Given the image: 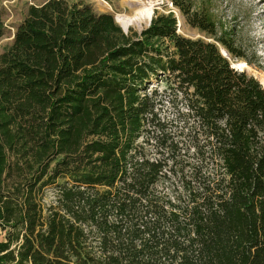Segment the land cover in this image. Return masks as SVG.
<instances>
[{
  "label": "trees",
  "instance_id": "obj_1",
  "mask_svg": "<svg viewBox=\"0 0 264 264\" xmlns=\"http://www.w3.org/2000/svg\"><path fill=\"white\" fill-rule=\"evenodd\" d=\"M171 1L213 40L173 13L125 34L85 1L28 8L0 53V264H264V82L232 66L220 46L245 54L206 13ZM160 75L199 161L173 196L149 149Z\"/></svg>",
  "mask_w": 264,
  "mask_h": 264
},
{
  "label": "rangeland",
  "instance_id": "obj_2",
  "mask_svg": "<svg viewBox=\"0 0 264 264\" xmlns=\"http://www.w3.org/2000/svg\"><path fill=\"white\" fill-rule=\"evenodd\" d=\"M47 0H0V12L5 24V34L0 37V53L7 49L14 40V33L18 24L24 19L28 8L32 5H41ZM70 3L85 1L92 5L98 13H109L113 15L116 22V14L127 12L129 9L123 0H105L109 3L110 10L102 7L97 0H67ZM193 10L206 13L214 21L220 32H227L235 44L244 52L245 57L232 59L231 63L235 69L245 71L247 74L259 78L264 82V0H191ZM173 13L177 18L178 32L185 37L192 39L213 40L204 31L192 27L186 21V18L171 0H164V3L154 5L153 16L158 14ZM151 19V21H152ZM150 21V22H151ZM149 22V23H150ZM149 25V24H148ZM147 24L143 26L142 31L146 29ZM136 27H132L128 33L142 32ZM220 49H224L220 46ZM240 63V66L238 64ZM237 65V66H236ZM258 79V80H259ZM259 80V81H260ZM264 85V83H262ZM155 91V100L157 103L156 122L161 123L151 126L149 138L151 146L149 147L152 156L161 158L167 162V171L164 180L160 183V188L169 196H173L182 191L181 179L183 175L189 176L194 164L199 161L196 158L195 150L190 141L181 134L183 122L178 119V110H182V95L172 90L164 75L153 79L147 92ZM182 108V109H181ZM156 136H160L159 142ZM144 138V137H143ZM142 138H140V141ZM167 144L173 142L177 145L176 153L172 155L168 147L157 146L158 143ZM159 152L162 153H157ZM61 182V181H60ZM56 199V189L50 187L46 190L44 203L51 204ZM0 238L3 233L0 229Z\"/></svg>",
  "mask_w": 264,
  "mask_h": 264
},
{
  "label": "bare ground",
  "instance_id": "obj_3",
  "mask_svg": "<svg viewBox=\"0 0 264 264\" xmlns=\"http://www.w3.org/2000/svg\"><path fill=\"white\" fill-rule=\"evenodd\" d=\"M98 3L105 9L110 10V5L105 0H97ZM123 3L131 9L130 13L122 12L116 14V23L127 30L132 27L142 30L144 25H148L153 16L154 1L151 0H123ZM237 66V65H236ZM240 66V63L238 64Z\"/></svg>",
  "mask_w": 264,
  "mask_h": 264
},
{
  "label": "water",
  "instance_id": "obj_4",
  "mask_svg": "<svg viewBox=\"0 0 264 264\" xmlns=\"http://www.w3.org/2000/svg\"><path fill=\"white\" fill-rule=\"evenodd\" d=\"M150 24H151V22L149 23L148 26H150ZM120 27H121V26H120ZM121 28H122V27H121ZM122 30H123V32H124L125 34H128V31H127V30H125L124 28H122ZM141 31H142V30H141ZM140 33H141V32H140ZM221 52H222V54H223L224 56L228 57V58L231 60L229 53H228L225 49H222ZM233 67H234V66H233ZM234 68H235V67H234ZM261 83H262V82H261Z\"/></svg>",
  "mask_w": 264,
  "mask_h": 264
},
{
  "label": "built area",
  "instance_id": "obj_5",
  "mask_svg": "<svg viewBox=\"0 0 264 264\" xmlns=\"http://www.w3.org/2000/svg\"><path fill=\"white\" fill-rule=\"evenodd\" d=\"M154 1L155 5H159L160 3H164V0H151Z\"/></svg>",
  "mask_w": 264,
  "mask_h": 264
}]
</instances>
